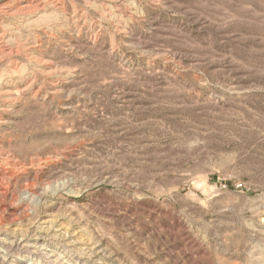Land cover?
<instances>
[{
    "label": "rangeland",
    "instance_id": "1",
    "mask_svg": "<svg viewBox=\"0 0 264 264\" xmlns=\"http://www.w3.org/2000/svg\"><path fill=\"white\" fill-rule=\"evenodd\" d=\"M0 264H264V0H0Z\"/></svg>",
    "mask_w": 264,
    "mask_h": 264
}]
</instances>
